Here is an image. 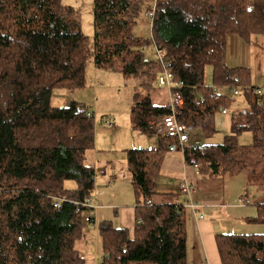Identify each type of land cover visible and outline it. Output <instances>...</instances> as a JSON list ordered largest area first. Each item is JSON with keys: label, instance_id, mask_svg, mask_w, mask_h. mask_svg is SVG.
Segmentation results:
<instances>
[{"label": "trees", "instance_id": "trees-1", "mask_svg": "<svg viewBox=\"0 0 264 264\" xmlns=\"http://www.w3.org/2000/svg\"><path fill=\"white\" fill-rule=\"evenodd\" d=\"M93 3L91 43L74 7L61 0H0V264H85L77 244L85 237V223L93 220L86 214L92 206L78 208L76 201L94 190L95 169L85 157L94 146L96 121L75 99L64 106L51 102L54 89L84 87L90 58L96 68L118 70L137 82L132 125L158 137L156 148L126 150L137 195L135 227L131 234L108 220L98 224L100 264H187L185 206L169 195L157 199L155 190L175 140L151 127L150 118L169 110L167 102L153 100L161 66L144 46L165 49L173 80L184 83L179 120L199 138L211 137L216 115L230 103L214 87L232 84L234 76L247 85L251 76L249 68L227 64V38L234 34L248 42L264 34V0ZM141 7L152 20L150 36L133 31ZM253 89H244L245 110L223 142L186 148V161L194 160L200 173L234 174L249 153L261 149L264 155V94ZM244 132L253 136L250 145L239 142ZM67 180L76 187H65ZM58 198L64 201L55 207ZM257 208L249 220L264 223V203ZM216 242L222 264H264V233H219Z\"/></svg>", "mask_w": 264, "mask_h": 264}, {"label": "crops", "instance_id": "crops-1", "mask_svg": "<svg viewBox=\"0 0 264 264\" xmlns=\"http://www.w3.org/2000/svg\"><path fill=\"white\" fill-rule=\"evenodd\" d=\"M63 4L67 5L65 2ZM226 62L230 67L249 68L251 76L247 86L264 88V34L254 35L248 42L241 36L229 35ZM136 86L135 81L132 85L130 109ZM98 88L96 85L95 89ZM121 89V86L117 88ZM124 90L128 91L127 88ZM153 100L156 103L167 102L168 92L158 90L154 93ZM89 111L95 119L96 112ZM119 117L121 115L116 120L111 116L100 118L105 130L97 126L94 146L85 157V163L95 169L93 207L86 213L93 220L85 223V237L77 244L85 258V264H100L102 251L98 224L101 221L108 220L115 227H126L133 234L137 195L132 173L127 165L126 150L153 149L158 146V138L156 141L153 135H144V132L135 134V131L140 130L133 127L129 116L126 120ZM254 171L252 168V172ZM247 174L244 170L216 176L200 173L198 167L187 162L181 152L166 153L154 180L157 199L162 198V195H169L176 203L185 206L188 196L183 193L181 185L188 182L194 187L193 200L200 204L197 212L185 206L187 264H222L216 242V235L219 233H264V223L249 220L257 215L258 203H264L262 190L256 188L253 200L249 198L247 204L241 200L249 193L250 187H257L256 183L251 185Z\"/></svg>", "mask_w": 264, "mask_h": 264}, {"label": "rangeland", "instance_id": "rangeland-1", "mask_svg": "<svg viewBox=\"0 0 264 264\" xmlns=\"http://www.w3.org/2000/svg\"><path fill=\"white\" fill-rule=\"evenodd\" d=\"M67 5L74 7L78 13L79 21L82 27V31L89 36L92 43V38L94 35V9H93V0H61ZM152 0H144L145 4H151ZM139 16L136 19V25L134 26V33L138 36H150L151 34V20L145 13V7H141ZM146 55L148 58H156L154 47H146ZM207 80H210L211 68L207 69ZM145 77H140L139 81L141 82ZM135 84L134 79H126L124 75L114 69L107 68H96L93 60L90 58L87 62L86 68V83L84 87L78 88L74 91H69L68 89H54L53 97L51 104L54 106H64L69 104L71 99H75L78 102L82 103L85 107H88L90 110L96 112L95 115V131L97 126L100 129L105 130L102 123H100L101 117L111 116L114 120L122 118L126 120L127 117H130V105L132 103V85ZM99 86L98 89H95V86ZM121 86L123 89L117 90ZM124 88H127L128 91H125ZM157 88V87H156ZM154 89V88H153ZM166 91L164 89H155ZM141 95L145 96L146 92L142 89ZM230 103L228 105V112L222 114L219 112L216 115V132L211 137L201 138L203 143H221L224 141V138L227 134L231 133V126L235 121H239L240 115L238 113L242 110H245L246 107V95L245 90L242 88L238 95L229 94ZM115 117V118H114ZM154 129L159 122V118H150ZM240 122V121H239ZM158 130V129H156ZM137 132L142 131H135ZM159 132V130L157 131ZM197 133V132H195ZM146 135V133H143ZM154 136L157 141V134H151ZM148 136V135H147ZM240 144L249 145L253 142V136L250 132H244L239 137ZM242 170L247 174L248 179L251 181V185L256 183L257 187H250L249 193L246 195V199L253 200V191L257 188L262 190L264 194V155L263 150L259 149L256 153L252 152L245 156V160L242 163ZM252 168L255 169L252 172ZM65 187L75 188L76 182L72 180H67L65 182ZM86 232V229H85ZM87 242L86 239H84ZM84 240L82 242H84ZM81 242V243H82ZM101 261V257L100 260Z\"/></svg>", "mask_w": 264, "mask_h": 264}, {"label": "built area", "instance_id": "built-area-1", "mask_svg": "<svg viewBox=\"0 0 264 264\" xmlns=\"http://www.w3.org/2000/svg\"><path fill=\"white\" fill-rule=\"evenodd\" d=\"M154 12H155V6L153 7L152 11L149 14L151 19H153L154 17ZM146 47L147 46L145 45L144 48ZM153 47L157 61L161 66V73L157 75L155 86L158 89H164L168 92V101L166 103V106L169 110L168 114L159 117V122L155 127L156 129L159 130V133L162 134V136L169 137L175 140L169 144L168 152H181L183 158L186 160V156H185L186 148L189 145L201 146L202 141L198 136L193 134V131L187 129L186 126L178 118L183 108V94H182V88L184 87L183 81L173 80L174 77L173 76L174 74L172 72L173 63L172 60L167 57L166 50L160 48L157 45H153ZM233 81L234 82L232 84L215 86L214 91L217 92L220 91L227 95L229 94L238 95L242 88L252 89L249 86L242 84L238 76H234ZM253 91L258 95L264 94L263 87H254ZM199 99L200 101H204L205 96L201 95L199 96ZM227 111L228 110L226 108L220 109V112L222 114H226ZM88 115L94 117V115L90 111L88 112ZM154 125L155 124H152L151 127L154 128ZM192 164L197 166L194 160L192 161ZM181 189L183 193H185L188 196L185 202V206L191 208L194 212H197L200 208V204L195 202L192 198V194L194 192L193 185H191L188 182H183L181 185ZM241 200L243 201V203H247V199H241ZM63 201L64 198L56 199L54 201V206L58 207ZM76 204L78 208H81L82 206L93 207L92 195L86 196L85 199L82 201H76ZM202 216L203 215H201V217ZM86 220H89V218L86 217Z\"/></svg>", "mask_w": 264, "mask_h": 264}]
</instances>
